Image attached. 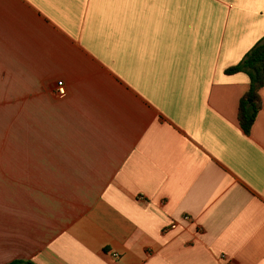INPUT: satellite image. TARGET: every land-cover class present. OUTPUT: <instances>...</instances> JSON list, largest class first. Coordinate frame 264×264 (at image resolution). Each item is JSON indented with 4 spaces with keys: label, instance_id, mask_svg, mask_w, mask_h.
Returning a JSON list of instances; mask_svg holds the SVG:
<instances>
[{
    "label": "crops",
    "instance_id": "obj_1",
    "mask_svg": "<svg viewBox=\"0 0 264 264\" xmlns=\"http://www.w3.org/2000/svg\"><path fill=\"white\" fill-rule=\"evenodd\" d=\"M261 42L264 0H0V264H264Z\"/></svg>",
    "mask_w": 264,
    "mask_h": 264
},
{
    "label": "trees",
    "instance_id": "obj_2",
    "mask_svg": "<svg viewBox=\"0 0 264 264\" xmlns=\"http://www.w3.org/2000/svg\"><path fill=\"white\" fill-rule=\"evenodd\" d=\"M228 75L246 73L250 78V89L243 97L239 109V121L246 134H250L261 111L260 92L264 88V42L259 43L245 59L226 72ZM9 264H35L32 261L14 260Z\"/></svg>",
    "mask_w": 264,
    "mask_h": 264
},
{
    "label": "rangeland",
    "instance_id": "obj_3",
    "mask_svg": "<svg viewBox=\"0 0 264 264\" xmlns=\"http://www.w3.org/2000/svg\"><path fill=\"white\" fill-rule=\"evenodd\" d=\"M8 103H9L8 100L5 103H2V109L0 113V156H6V157H9L10 155L25 153L24 141L22 140V142H20L19 138L16 140L15 136L12 137L10 130L11 116L8 113L9 111ZM2 165L4 164H1V166ZM18 186L20 185L18 184ZM15 187L14 186L12 187L14 191L16 190ZM25 187H26L25 184H23L22 188L20 187L18 188V192L24 190ZM12 189H11L10 180L5 178L1 179L0 177V202H2V204H9L11 200H13ZM24 198L25 196L23 195L22 200L21 201L19 200L18 202L24 203ZM14 199H15V194H14ZM38 199L40 200L39 196L37 197L33 196L34 202H37Z\"/></svg>",
    "mask_w": 264,
    "mask_h": 264
},
{
    "label": "built area",
    "instance_id": "obj_4",
    "mask_svg": "<svg viewBox=\"0 0 264 264\" xmlns=\"http://www.w3.org/2000/svg\"><path fill=\"white\" fill-rule=\"evenodd\" d=\"M58 96L65 97L67 95V89L65 87L64 82H59L57 86ZM186 219H189L188 217ZM172 228H176V226H172Z\"/></svg>",
    "mask_w": 264,
    "mask_h": 264
}]
</instances>
